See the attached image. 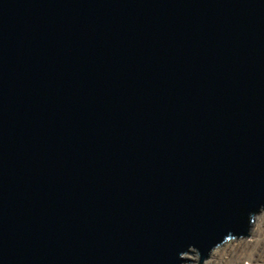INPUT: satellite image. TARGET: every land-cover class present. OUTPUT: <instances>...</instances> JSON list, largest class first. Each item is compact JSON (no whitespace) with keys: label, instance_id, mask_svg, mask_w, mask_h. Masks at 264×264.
I'll use <instances>...</instances> for the list:
<instances>
[{"label":"water","instance_id":"95a60500","mask_svg":"<svg viewBox=\"0 0 264 264\" xmlns=\"http://www.w3.org/2000/svg\"><path fill=\"white\" fill-rule=\"evenodd\" d=\"M264 209V0H0V264H203Z\"/></svg>","mask_w":264,"mask_h":264},{"label":"rangeland","instance_id":"374dc122","mask_svg":"<svg viewBox=\"0 0 264 264\" xmlns=\"http://www.w3.org/2000/svg\"><path fill=\"white\" fill-rule=\"evenodd\" d=\"M255 225L259 226L260 232L256 231L255 234H251L249 231L248 237L226 240L212 251L221 249L229 241L243 240V242L238 246L227 247L223 252L221 251L222 253L219 255L218 260L213 263L209 261L212 259L211 254L213 252L211 251L209 258L203 264H264V210L255 215L251 227L255 228ZM234 243L237 244L236 242ZM193 253L186 255L188 257L187 261L192 262L188 264L198 263V255L196 252Z\"/></svg>","mask_w":264,"mask_h":264},{"label":"bare ground","instance_id":"6f19581e","mask_svg":"<svg viewBox=\"0 0 264 264\" xmlns=\"http://www.w3.org/2000/svg\"><path fill=\"white\" fill-rule=\"evenodd\" d=\"M254 227V226H253ZM260 230V228H259V226H257V225H255V228H252L251 227V230H250V233L251 234H255V232L257 231V232H260L259 231ZM254 232V233H253ZM234 242H236L237 244H235ZM242 242H243V240H239V241H237V240H234V241H229V242H227L225 245H224V247H222L221 249H218L217 251H212L213 253L211 254V260H209L210 262L212 261V263L214 262V261H216V260H218V257H219V255H221V253L228 247V248H230V247H233V246H238V245H240V244H242ZM215 249V248H214ZM222 251V252H221ZM213 255V256H212ZM221 257V256H220ZM184 258L187 260L188 259V257L185 255L184 256ZM214 258V259H213ZM209 263V262H208Z\"/></svg>","mask_w":264,"mask_h":264},{"label":"built area","instance_id":"2783aa9c","mask_svg":"<svg viewBox=\"0 0 264 264\" xmlns=\"http://www.w3.org/2000/svg\"><path fill=\"white\" fill-rule=\"evenodd\" d=\"M264 210V209H263Z\"/></svg>","mask_w":264,"mask_h":264}]
</instances>
